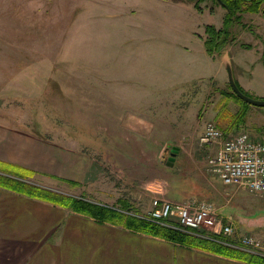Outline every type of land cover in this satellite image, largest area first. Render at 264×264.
<instances>
[{
	"label": "rangeland",
	"instance_id": "rangeland-1",
	"mask_svg": "<svg viewBox=\"0 0 264 264\" xmlns=\"http://www.w3.org/2000/svg\"><path fill=\"white\" fill-rule=\"evenodd\" d=\"M199 1L0 0V143L35 172L0 167V175L151 223L156 199L209 203L225 219L216 229L177 230L176 219L168 222L176 228L161 226L264 260L253 245L264 243V195L225 185L208 168L219 145L204 140L209 125L226 136L260 135L264 108L238 98L226 70L219 82L214 68L191 66L197 37L224 29L226 14L214 0ZM243 17L223 48L234 52L242 91L264 99V20ZM183 68L184 81L207 79L181 84L182 96L165 100L174 89L162 90L158 77ZM132 79L159 91L165 101L156 114L127 115L130 99L143 104L141 96L154 95ZM184 108L186 129H177Z\"/></svg>",
	"mask_w": 264,
	"mask_h": 264
},
{
	"label": "crops",
	"instance_id": "crops-1",
	"mask_svg": "<svg viewBox=\"0 0 264 264\" xmlns=\"http://www.w3.org/2000/svg\"><path fill=\"white\" fill-rule=\"evenodd\" d=\"M204 38V36L197 37L198 44L195 50L188 55H193L196 59L191 66L196 71L206 65L214 68L213 76L220 82L224 79L228 62L231 63L234 71L233 63L235 62L231 57L234 52L222 48L219 54L215 53L211 56L207 53ZM165 73L163 72L162 76L158 77L164 82L161 85L162 90L166 87L174 89L172 95L165 100L180 98L182 96L179 93L181 84L207 79L198 77L184 81L183 75L188 73L186 68L172 72L170 79L165 77ZM196 74L200 75L197 72ZM130 82L132 84L142 83L141 89H151L154 95L151 99L141 96L144 97L143 104L138 103V98L130 99L127 105V115L141 118L144 115L142 111L145 110L147 113L156 114L162 102L165 101L158 97L159 91L154 86L149 88L148 83L145 85L140 80L132 79ZM207 83V85L213 84ZM196 99L195 95L192 104H195ZM171 105L172 114H174L175 107L174 104ZM188 112V108L179 112L180 115L183 113V116L177 119L175 128L178 129L179 126L186 129ZM158 122H163V119ZM198 126L197 119L196 127H191L193 131L189 133V136L192 137V133ZM187 138L190 140V137ZM2 143H0V161L26 168L25 164L13 155L11 156L12 152L6 149L7 147H1ZM180 149V153L181 151L186 152V145L181 144ZM0 264L249 263L232 261L208 252L186 249L166 240L131 232L123 226L99 223L90 217L81 216L51 203L0 187Z\"/></svg>",
	"mask_w": 264,
	"mask_h": 264
},
{
	"label": "built area",
	"instance_id": "built-area-1",
	"mask_svg": "<svg viewBox=\"0 0 264 264\" xmlns=\"http://www.w3.org/2000/svg\"><path fill=\"white\" fill-rule=\"evenodd\" d=\"M205 144H218L217 155L208 161V168L227 186L247 188L264 195V131L258 136L238 133L226 136L225 133L209 125L204 134ZM154 209L147 214L153 222L163 226L176 219L177 230L190 231L216 229L224 223L211 204L195 202L175 205L163 199L153 202ZM224 232L232 229L228 222ZM220 230V229H218ZM253 245L264 253V243L257 241Z\"/></svg>",
	"mask_w": 264,
	"mask_h": 264
},
{
	"label": "trees",
	"instance_id": "trees-1",
	"mask_svg": "<svg viewBox=\"0 0 264 264\" xmlns=\"http://www.w3.org/2000/svg\"><path fill=\"white\" fill-rule=\"evenodd\" d=\"M201 1L203 0H200L199 2ZM223 1L226 5L231 4V16L225 24V27H223L224 29L216 31L212 27L207 28L208 39L205 40V47L207 49V52L211 55H214L215 53L219 54L221 52L220 49L223 48V45L227 42L225 39L230 34L229 27L232 25V17H234L237 12L244 11L242 10V6L247 2V0H236V3H233V0H227V2L225 0ZM259 8L260 5L254 7L253 10L257 11L259 10ZM259 11L261 12V10ZM0 167L9 169V172H11L12 175H15V173H21V175L24 176V172L12 171L10 168L14 170L21 169L30 171L32 174L35 173L34 171L25 169L24 167L4 163L2 161H0ZM0 187L7 188L13 192L23 194L31 198L49 202L59 207L70 209L72 208L76 213L82 216L90 217L99 223H109L117 226H123L131 232L166 240L186 249L208 252L228 259L240 262H248L249 264H264V260H261L259 257H254L250 254L246 255L245 253L241 251L238 252L234 249L223 248L219 246L220 244L208 245L200 239L185 236L174 230L168 229L161 225L159 226V224L142 220L136 216L134 217L129 215L127 217H124L125 215H117L115 214V212L110 213L108 212L109 210L106 207H101L94 204L88 205L82 201L73 202L71 201V199L66 198L64 195L57 194L53 191L41 190L39 188L37 189L34 186L28 185V183L24 181H17L12 179L11 177L0 175Z\"/></svg>",
	"mask_w": 264,
	"mask_h": 264
},
{
	"label": "flooded vegetation",
	"instance_id": "flooded-vegetation-1",
	"mask_svg": "<svg viewBox=\"0 0 264 264\" xmlns=\"http://www.w3.org/2000/svg\"><path fill=\"white\" fill-rule=\"evenodd\" d=\"M187 1V0H186ZM207 0H203V2H206ZM227 2V0H225ZM189 2V0H188ZM214 2L216 4H218L220 7L224 8L226 11V14L224 16L223 19V27H225V24L227 23L229 17L231 16V4L226 5L225 2L223 0H214ZM233 3H236V0H233ZM260 8L259 10H261V12L259 10L255 11L253 10L254 7L259 6ZM242 10H246L241 11V12H237L234 17H232V25L236 22L237 24L241 25L242 20L244 19L243 14L247 15H260L261 19L264 20V0H247L246 4H244L242 6ZM257 12V13H256ZM263 58H264V52H262Z\"/></svg>",
	"mask_w": 264,
	"mask_h": 264
},
{
	"label": "water",
	"instance_id": "water-1",
	"mask_svg": "<svg viewBox=\"0 0 264 264\" xmlns=\"http://www.w3.org/2000/svg\"><path fill=\"white\" fill-rule=\"evenodd\" d=\"M226 68L228 72V79H229L230 86L233 92L237 95V97L243 100L245 103H248L252 106L264 108V99H253L249 97L248 95H246L244 92H242L241 89L238 87L235 76H234V71H233V68L230 62L227 63Z\"/></svg>",
	"mask_w": 264,
	"mask_h": 264
},
{
	"label": "bare ground",
	"instance_id": "bare-ground-1",
	"mask_svg": "<svg viewBox=\"0 0 264 264\" xmlns=\"http://www.w3.org/2000/svg\"><path fill=\"white\" fill-rule=\"evenodd\" d=\"M245 26V25H244ZM244 29V28H243ZM249 29V28H248ZM232 43V42H231ZM237 82V81H236ZM237 85H238V83H237ZM239 87V86H238ZM240 88V87H239ZM242 91V90H241ZM243 92V91H242ZM178 159V158H177ZM158 197V196H157Z\"/></svg>",
	"mask_w": 264,
	"mask_h": 264
}]
</instances>
